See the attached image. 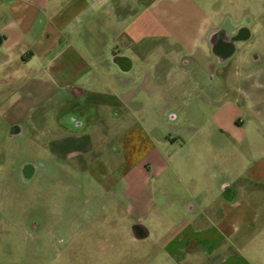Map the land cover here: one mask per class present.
<instances>
[{
    "label": "rangeland",
    "instance_id": "rangeland-1",
    "mask_svg": "<svg viewBox=\"0 0 264 264\" xmlns=\"http://www.w3.org/2000/svg\"><path fill=\"white\" fill-rule=\"evenodd\" d=\"M8 6L7 1H0V11ZM108 7L123 17L127 30L138 18H154L153 25L146 24L141 30L155 35L138 42L131 39V48L165 39L192 46L199 29L215 21L229 17L235 23L248 18L253 36L241 50H261L264 60V0H108ZM95 15L104 21L100 11ZM101 31L91 37L95 44L104 36L100 41L107 48L117 45L123 51L131 49L120 43L115 29L104 22ZM196 46L198 66L191 72L193 81L178 69L158 82L147 80L150 72L154 75L153 60L149 57L152 61L140 65L135 58L125 86L134 97L121 108L85 103L84 97L76 98L62 86L44 81L35 65L25 64L17 55H12L10 65L0 66V264H264V175L255 182L245 174L250 163L264 161V63L240 69L229 64L220 72L205 69L208 51L199 40ZM24 49L27 51L29 45ZM221 73L236 89L229 92L223 106L206 105L207 74ZM188 82H192L189 90ZM115 111L120 116L115 117ZM199 112H203L202 120ZM171 114L177 117L176 122L167 121ZM74 117L85 120L87 136L71 138L61 133L58 137L66 136V146L74 147L92 137L95 156L100 154L98 159L106 165L99 166L103 170L95 169L96 177L87 174L88 161L77 170L76 161L59 160L56 152L47 148L57 139L47 129ZM234 120L242 126L235 127L233 133ZM212 123L229 130L218 134ZM13 124L25 126L24 137L10 138ZM135 127H139L135 135L150 142L164 157L181 151L196 168L204 169L208 160H214V171L221 176L237 165L242 174L240 184L255 192L251 200L254 219L226 234L212 258L204 257L200 246L193 243L183 261L170 259L162 245L153 241L133 246L123 240L114 246L120 239L132 238L131 225L138 217L155 227L148 212L128 207L131 200L124 194L127 181L120 175L125 171L121 149L133 139L126 135ZM194 146L204 155L197 154ZM27 162H46L54 170L40 171L32 183L23 185L19 174ZM55 172L60 173L59 179ZM162 177L163 183H159L157 175L149 172L147 187L152 195L164 200L161 193L165 190V201L170 203L176 201L172 195L185 197L174 178L168 182L171 175ZM136 184H130L129 189H135ZM232 190L226 191L227 198Z\"/></svg>",
    "mask_w": 264,
    "mask_h": 264
},
{
    "label": "crops",
    "instance_id": "crops-1",
    "mask_svg": "<svg viewBox=\"0 0 264 264\" xmlns=\"http://www.w3.org/2000/svg\"><path fill=\"white\" fill-rule=\"evenodd\" d=\"M5 1L9 6L6 11H0V66L10 65L12 55H17L25 64L35 65L44 81L62 86L77 98L84 97L85 103L91 105L121 108L124 102L134 97V93H129L124 84L114 79L116 74L123 75L109 61L114 47L107 48L100 41L104 36L100 35L97 44L91 37L94 32L101 31L104 22L109 28L115 29L116 39L120 43L130 45L131 39L138 42L144 36L155 35L148 30V33L142 31L146 24L151 26L155 23L152 16L134 20V28L127 30L123 17L116 16L108 7V0ZM98 11L103 22L95 15ZM208 26L199 29L196 40L190 43L192 46L188 42H180L187 53L195 49L197 41ZM24 45H29L27 51H24ZM152 75L150 72L147 80L153 79ZM8 76L12 78L10 74ZM57 126L54 123L50 128L57 135L51 147L57 156L68 157L78 147L66 146V136L58 137L64 130ZM138 128L129 131L135 135L139 133ZM234 129L231 132L234 133ZM134 138V143L127 146L124 177L129 182V187L135 183L137 187L128 191L131 200L128 207L148 212L155 227L145 223L151 235L143 240L127 238L124 239V244L131 242L133 246L146 245L153 241L152 243L162 245L170 259L183 261L188 258V249L193 243L200 246L203 255H206L204 257L212 258L226 234L234 232L238 225L254 219L255 209L251 200L255 192L247 191L240 184L242 174L238 172L237 165L234 164L221 176V173L214 171V160H208L209 166L205 169L196 168L191 159L181 156V151L164 157L158 149L156 151L150 146V142L141 143L136 135ZM194 147L198 150L197 154L204 155L198 147ZM150 171L157 175L159 183H163L162 176L171 175L172 180L168 182H172L174 178V182L185 192V197L182 199L176 194L172 195L176 201L170 203L164 197L168 194L162 192L164 200L156 198L147 187ZM245 174L255 182L260 181L264 175V161L260 164L250 163ZM222 181L234 185L228 198L220 192L224 185ZM187 203L188 209L185 208ZM136 221H140V217ZM122 241L123 239L114 246ZM221 264L230 263L225 261Z\"/></svg>",
    "mask_w": 264,
    "mask_h": 264
},
{
    "label": "flooded vegetation",
    "instance_id": "flooded-vegetation-1",
    "mask_svg": "<svg viewBox=\"0 0 264 264\" xmlns=\"http://www.w3.org/2000/svg\"><path fill=\"white\" fill-rule=\"evenodd\" d=\"M233 22H234L233 19L229 17L223 18L218 22L215 21L214 23L209 24L202 37L199 39L200 42H203L205 44L209 54L207 60L203 63L205 69L215 68L220 72V69L229 66V64H236L238 66V69H240L241 66L244 67L246 65H250V66L252 65L255 67V66H261L264 63L262 57L263 52L261 50L251 49L246 52H242L241 50L242 46L248 43L252 39L253 30L250 28L251 20L245 18L240 22H235V23ZM147 43L135 46L134 48H131L132 46H130L129 44L125 45L126 48H131V49H127L126 51L125 50L123 51L119 46L114 47L113 52L110 55L109 61L112 64H115L123 72V75L116 74L114 76V79L117 82L122 83L126 86L127 84L126 77L127 75L131 74V72L133 71V64L135 58H138L141 65L147 64L149 61L153 60L152 64L154 70V75H153L154 82H158L159 80L164 78L163 76H168V77L171 76L173 71H176V69H178V71L182 73L188 74V79H189L191 77V72L195 69V67L198 66V60H196L197 49H194L192 52L188 51L187 53L180 43L175 41L173 42L169 39H165L162 41L159 40L158 42L155 43V45H152L151 43L148 44ZM243 54H245L246 56H244ZM190 79L193 81L192 78ZM229 83L230 82L228 81V79L226 80L225 75L222 73L219 74L218 76H215L214 74H210V75L207 74L206 85H205L206 96H204L203 102L206 105H212L214 107L223 106V104L226 102V99L230 97L229 92L235 91L236 89V88L233 89V87L230 86ZM196 84L199 85V83L197 82ZM191 85L192 82L191 83L188 82V90ZM73 96L77 98V96L75 95ZM199 113H200L199 120L200 119L202 120L203 112H199ZM114 116L118 117L120 116V113L115 111ZM176 120L177 117L172 114L167 118V121L172 123L176 122ZM16 125H18V128L12 130V128ZM57 125H58L57 127H60L64 130L63 133L67 137L80 138L81 136L84 135L87 136V134L84 133L87 129L85 120L81 118L78 119L75 117L69 118L67 122L64 121L62 125L59 124ZM211 125L214 126L213 129L218 134L220 133L223 134L225 131L229 130L227 126L222 127V125L214 124V123H212ZM233 126L234 128L235 127L240 128L242 125L239 121L234 120ZM50 128H48L47 131L48 133L53 134ZM25 131L26 128L24 125L13 124L10 127V132H9L10 138L15 139L18 137H24ZM128 136L129 137L132 136L133 139L130 142L126 141L125 143H123L124 146H122L121 149V153L123 154L122 156L124 159V163H123L124 167L127 160V146L131 143L133 144L135 139L134 132L128 131L126 137ZM89 139L88 141H85L83 145L77 146L78 149L75 150L73 153H71L70 156L68 157H60L57 155L56 156L59 158V160L76 161L75 169L77 170H82L84 167L83 165L84 161L85 160L88 161L89 162L88 168H86L87 174L90 177L93 176L96 177L97 172H94L95 169L98 168L100 165H103L105 168L106 165L103 164V162L100 159H98L101 157L100 154H98V157L95 156L96 145H94V140L92 139V137ZM144 141L147 140H143L141 141V143H143ZM52 144L53 141L49 143L47 148L53 150L51 147ZM105 149L108 152L109 149L108 144L105 146ZM100 168L101 167H99V169ZM101 169L103 170V168ZM52 170H54V167L53 166L51 167L46 162H38V163L27 162L21 166L19 178L23 185L24 184L28 185L32 183V181L38 176L40 171H52ZM108 173L109 171L106 174ZM124 173L121 172L120 174L121 178H124L125 175ZM42 175L44 178H46L45 176H47L46 174H42ZM53 175L56 176L57 179L60 178L59 172L58 173L55 172V174ZM222 184L228 185V187L224 191L222 190L220 191L222 194L225 195L226 191L232 190V185L228 183L226 184L224 181H222ZM126 186L127 188L125 189L124 194L125 197H128V191L130 190L128 183ZM164 192L166 191L164 190ZM231 194L232 193H230V195ZM185 208L188 209V203L186 204ZM131 230H132V239L134 240H143L151 235V232L146 226V224L140 221L134 222L131 225ZM127 238L128 237L123 238V240ZM121 240L122 239H120V241Z\"/></svg>",
    "mask_w": 264,
    "mask_h": 264
},
{
    "label": "water",
    "instance_id": "water-1",
    "mask_svg": "<svg viewBox=\"0 0 264 264\" xmlns=\"http://www.w3.org/2000/svg\"><path fill=\"white\" fill-rule=\"evenodd\" d=\"M2 43V38L0 37V44ZM18 128V125H16V126H14L13 128H12V130L13 129H17ZM228 187V185H224L223 187H222V191H224L226 188Z\"/></svg>",
    "mask_w": 264,
    "mask_h": 264
}]
</instances>
